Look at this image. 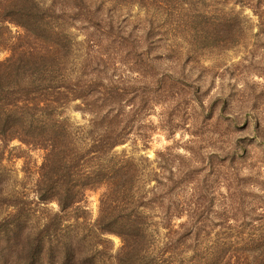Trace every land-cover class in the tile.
<instances>
[{
    "label": "rangeland",
    "instance_id": "374dc122",
    "mask_svg": "<svg viewBox=\"0 0 264 264\" xmlns=\"http://www.w3.org/2000/svg\"><path fill=\"white\" fill-rule=\"evenodd\" d=\"M12 12L55 33L42 37L58 63L48 89L64 94L72 143L88 150L111 132L110 158L134 163L116 216L156 224L158 252L169 218L177 240L195 237L182 249L264 240V0H0V63L33 44ZM45 155L0 139V264H23L42 240L58 257L71 249L56 264H118L122 239L96 227L105 189L64 213L42 204Z\"/></svg>",
    "mask_w": 264,
    "mask_h": 264
},
{
    "label": "trees",
    "instance_id": "16d2710c",
    "mask_svg": "<svg viewBox=\"0 0 264 264\" xmlns=\"http://www.w3.org/2000/svg\"><path fill=\"white\" fill-rule=\"evenodd\" d=\"M12 13L10 23L21 28L33 44L24 49L11 46V56L0 63V139L6 142L17 139L45 151L42 189L38 191L42 204L56 202L60 212L64 213L79 207L88 191L104 188L96 227L101 235L114 234L122 239L124 246L118 264H264L262 238L256 241L249 239L242 248H219L209 254L197 248L182 249L179 245L193 236H189L187 231L182 235L183 240H177L175 234L178 231L169 218L163 220L165 224L162 226L167 231L168 240L163 251L158 252L148 239L156 224L152 225L139 213L116 216V211L123 204L121 200L129 193L133 194L132 186L136 179L134 163L110 158L119 143L118 136L116 138L111 132L105 131L97 136L91 148L84 149L83 153L80 151L84 150L72 143L67 125L58 119L63 117L59 109L65 105L60 98L64 94L59 93L53 100V92L49 91L54 89L49 84L56 79L52 68H56L58 63L50 54L56 47L42 46L45 43L42 37L55 33L43 26L44 22L36 24L33 16L26 18L24 23ZM22 70L29 79L28 83L20 82L22 74L17 73ZM37 91L39 98L35 94ZM38 115L40 118L37 120ZM181 228H187V224H182ZM193 238L190 241L195 240ZM70 250L68 247L61 252L62 260L61 254L58 257L51 245L47 246L42 240V246H32L26 253L23 264L61 263L69 256Z\"/></svg>",
    "mask_w": 264,
    "mask_h": 264
}]
</instances>
